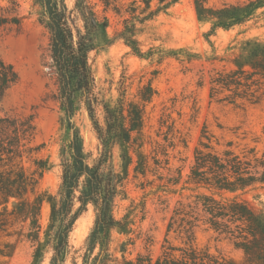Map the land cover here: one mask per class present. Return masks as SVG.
<instances>
[{"label":"rangeland","instance_id":"obj_1","mask_svg":"<svg viewBox=\"0 0 264 264\" xmlns=\"http://www.w3.org/2000/svg\"><path fill=\"white\" fill-rule=\"evenodd\" d=\"M14 1L20 22L0 28V55L14 65L20 80L5 95L1 113L34 115L37 133L32 145L39 150L33 158L46 159L50 166L36 189L23 197H6L0 192V264H32L40 247L41 264H49L53 197L62 181L63 149L70 133L64 123L46 18L34 0ZM75 1L66 0L69 9L74 10ZM89 1L101 17L109 18V33L114 35L123 27L132 0ZM239 1L245 0H205V4L217 8ZM0 4L10 2L0 0ZM137 5L142 8L145 4L138 0ZM151 5L156 8L157 0ZM74 15L81 26L78 14ZM139 27L144 50L155 46L157 51L177 49L176 54L141 58L123 40L91 54L96 91L105 103L117 101L123 76L129 77L130 101H137L148 83L155 91L144 109L143 126L133 132L128 147L133 161L124 192L116 200L117 217L128 213L133 224L129 233H113L111 250L121 256L120 245L128 242L129 259L149 256L155 261L165 252L179 256L182 249L191 247L236 264H256L224 233L205 222L197 198L215 192L202 179L208 175V167L201 165L199 153L233 151L251 158L264 150V75L256 68L260 59L248 57L251 46L246 44L264 45V19L219 28L209 42L210 17L198 15L195 0H179ZM97 115L103 122L101 107ZM74 120L86 151L95 158L99 140L84 105ZM123 153V147L116 145L113 162L120 172L124 171ZM22 165L30 168L33 162L23 157ZM215 196H238L264 215V187ZM94 219L91 206L77 220L66 264H73V259L82 263Z\"/></svg>","mask_w":264,"mask_h":264},{"label":"trees","instance_id":"obj_2","mask_svg":"<svg viewBox=\"0 0 264 264\" xmlns=\"http://www.w3.org/2000/svg\"><path fill=\"white\" fill-rule=\"evenodd\" d=\"M34 1L41 8L50 32L59 98L64 123L70 133L63 149L62 181L53 197L48 232L53 252L49 264H66L72 252L71 233L77 220L91 206L95 219L86 238L81 264H236L191 247L182 249L179 256L165 252L155 261L149 256H141L137 261L129 259L126 256L128 242L120 245L121 256L111 250L113 233H129L133 224L128 213L117 217L116 200L124 192V180L133 161L128 148L133 132L143 126L144 109L155 91L148 83L140 90L139 99L130 101L127 99L129 77L123 76L118 89L119 98L115 103H105L96 91L91 54L123 40L133 54L141 58H151L156 53L161 56L175 55L177 49L157 51V47L152 46L144 50L138 33L142 31L139 24H145L179 0H157L156 8H152L153 0H141L145 4L142 8L137 5L138 0H132L126 10L123 27L114 35L109 33V18L101 17L89 0H76L74 10L69 9L66 0ZM9 2L8 6L0 4V28L20 22L18 4L14 0ZM195 3L200 17H210L211 27L206 32L209 42V36L219 28L227 30L264 19V0L239 1L217 8L207 7L205 0H195ZM75 12L82 22L81 26L77 24ZM246 44L251 46L248 57L260 59L256 61V68L264 75V45L250 41ZM19 80L20 75L14 65L0 55V192L6 197H23L28 191H34L43 172L50 166L46 159L33 158L39 150V146L32 145L37 133L34 115L1 113L5 95ZM82 105L88 111L99 140L95 158L86 151L81 131L74 120ZM100 107L104 113L103 122L97 115ZM116 145L124 149L123 172L117 171L113 162ZM199 154L201 165L208 167V175L202 179L215 190L197 198L205 222L243 249L251 261L264 264V215L238 196H215L217 193L222 196L225 192H247L258 186L264 187V150L251 158L233 151H226L224 155L211 152ZM23 157H30L33 167L25 168ZM42 260L40 247L32 264H41ZM73 264H77L75 259Z\"/></svg>","mask_w":264,"mask_h":264}]
</instances>
